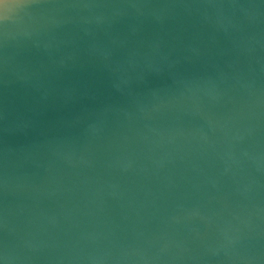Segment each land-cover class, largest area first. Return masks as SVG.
I'll use <instances>...</instances> for the list:
<instances>
[{
    "label": "water",
    "instance_id": "water-1",
    "mask_svg": "<svg viewBox=\"0 0 264 264\" xmlns=\"http://www.w3.org/2000/svg\"><path fill=\"white\" fill-rule=\"evenodd\" d=\"M0 264H264V0H0Z\"/></svg>",
    "mask_w": 264,
    "mask_h": 264
}]
</instances>
